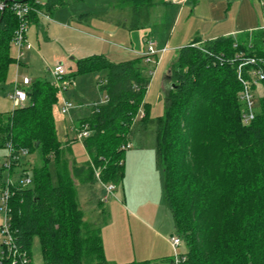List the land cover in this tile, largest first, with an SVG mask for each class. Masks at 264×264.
I'll return each mask as SVG.
<instances>
[{
    "label": "trees",
    "instance_id": "1",
    "mask_svg": "<svg viewBox=\"0 0 264 264\" xmlns=\"http://www.w3.org/2000/svg\"><path fill=\"white\" fill-rule=\"evenodd\" d=\"M12 1L48 14L68 3L7 0ZM157 1L119 0L130 13L127 30L145 27ZM35 16L30 14L29 24ZM18 24L10 9L0 13V87L15 62L10 49ZM263 35L258 30L246 38L197 37L176 48L165 75L164 113L155 119L148 117L143 103L150 80L143 56L122 62L103 54L77 59L71 78L106 71L97 80L102 102L79 123L90 130L82 140L88 159L81 165L71 157L68 141L56 133L52 110L58 88L50 79L31 80L25 88L27 102L0 113V147L8 148V165L30 153L39 161L32 168L30 185H10L9 230L17 252L2 246L0 264H18L19 252L32 261L35 237L43 264H109L101 228L85 220L75 180L92 185L97 181L94 168H99L102 183L115 188L121 184L126 150L121 147L129 142L141 106L144 115L139 122L155 126L163 198L175 234L185 246L180 264H264V78L254 85L248 74L258 68L264 72V65L244 63L248 57L264 56ZM243 79L251 82L252 91L263 89L248 123L242 120ZM25 171L22 176L29 177Z\"/></svg>",
    "mask_w": 264,
    "mask_h": 264
},
{
    "label": "rangeland",
    "instance_id": "2",
    "mask_svg": "<svg viewBox=\"0 0 264 264\" xmlns=\"http://www.w3.org/2000/svg\"><path fill=\"white\" fill-rule=\"evenodd\" d=\"M193 2V0L190 1V7L194 5ZM196 3V9L193 10L191 16L189 18L183 16L181 25L175 28L174 32L171 31L173 14L169 11L160 15L158 7L151 9L149 25L129 31L132 41L131 46L136 44L132 37L142 34L147 29L152 30L153 40L159 43H164L173 34L186 35L190 33V36H200L201 34L211 36L222 30L234 31L239 29L246 34V32L257 26L261 17V11L254 0H196ZM197 7H199V10H197ZM173 10L175 9L173 8ZM81 13L103 16L104 21L120 20L122 23H127V25L130 19L128 8H122L119 0H68L63 8L52 13L49 24L41 22L28 26L26 35L29 42L33 47H37L38 43L40 46L38 52L34 51L33 48L28 51V57L25 61L26 68L20 74V78L26 77L30 80L49 79V68L57 63H61L72 72L76 70L75 61L78 59L80 49H101L88 43L89 38L86 36L87 33H85L83 27L79 29L82 31L76 29L78 27V24H75L77 22L76 18ZM185 17L187 20H183ZM81 24L84 25V21ZM118 40L114 38L110 41L114 42L115 49L123 52H114L110 58H107L112 62H122L135 58L136 53H133L130 45H125L122 40L120 42ZM125 50H128L130 54L124 52ZM10 52L16 59L17 50L13 45H11ZM26 52H23V54ZM29 53H31V56H29ZM23 54L19 60L24 59ZM98 54H100V51ZM173 56H175V48L170 47L163 53L159 50V53L150 62L143 60L150 73L149 85L143 99L150 119H155L164 113L168 86L166 87L163 84V78ZM158 66L161 67L158 68ZM105 74V70H100L76 74L74 78H70L68 88L62 92L59 91L57 102L52 110L57 136L61 141L71 143L72 157L78 165L84 164L87 159L82 141L76 139L75 129L79 127L82 119L89 116L92 106L102 102L104 93L100 91L97 80L99 77L103 78ZM7 88L4 87L0 91V113L9 112L13 108L12 101L6 94ZM251 92L253 93L254 103H258L259 97L263 95V89L259 86ZM63 100H67L73 105L68 114L60 112L59 107L62 105ZM137 113L140 115L137 114L131 127L129 148H126L124 152V177L114 194H108L106 200H103L102 195L105 189L98 181L88 186L79 183L77 179L75 180L77 198L87 222L97 226L108 222L109 230H113L115 224L122 222L121 220L124 218V233H126V238L131 245L134 242L137 246L138 242L143 251H147L145 254L148 256H150L152 246L154 244L159 245L158 248L162 255L145 262V264H170V259L175 252L178 254L183 253L185 246L181 243L175 251L170 243V238L176 234L171 215L163 198L162 169L155 158V126L150 123L143 126L139 122L142 113H144V106H141ZM20 159V163L9 166L8 148L0 147V189L8 184H20L21 179L25 178V176H22L24 170H26L25 172L29 178H32V168L39 166L37 154L22 155ZM50 172L53 181H55L52 163L50 164ZM99 198L103 200L102 207H100L101 210L104 208L103 213L97 212L96 200ZM121 207H125L126 210L133 209L134 212L139 208L143 209L145 216L150 214L157 217L160 224H153V227L148 225L151 230L144 227L135 230L133 224L131 225L133 221L131 216L124 212L123 217ZM143 212L140 211L138 214ZM156 234L165 238L169 244L161 240ZM3 239L4 236L0 234V252ZM31 252L34 264H41L42 258L37 237L33 240ZM154 255H158V251Z\"/></svg>",
    "mask_w": 264,
    "mask_h": 264
},
{
    "label": "crops",
    "instance_id": "3",
    "mask_svg": "<svg viewBox=\"0 0 264 264\" xmlns=\"http://www.w3.org/2000/svg\"><path fill=\"white\" fill-rule=\"evenodd\" d=\"M190 1L191 0H158L157 4L155 6H153L151 9L158 7V9H160V11H159L160 15L162 13H167L170 11V13L173 14L171 31L174 32L175 28H177L179 25H181V18L183 16H186L187 18H189L191 16L193 10L196 9V6H197L196 0H193L194 1L193 2L194 5H192L193 7L192 6L190 7V4H191ZM254 2L256 4V6L259 7L256 0H254ZM173 8L175 10H173ZM171 9H172V11H171ZM197 10H199V7H197ZM52 13L51 14L47 13L50 18H51ZM149 13H150V11H149ZM84 14H89V16L84 17ZM174 14H175V16H174ZM156 16H157V13H156ZM150 17H151V15L149 14V18ZM186 17L183 20H187ZM76 20H77V22L75 24H78V27L76 29L78 31H82V30H79L81 27H83L85 29V31H86L85 33H87L86 36L89 38L88 43L94 44V47H96V48H101L100 50H93V48L92 49L82 48L78 51L80 53L78 56V59L84 58V57H87V56H90L93 54H98L99 51H100V54H104V56L109 57V58L111 57V55H113L114 52H117V53L123 52V51H120L119 49H115V46L113 45L114 42L110 41L114 38L119 39L118 42H120L122 40L125 45L129 44L131 47L130 49L133 50V53H136L135 58H137V57L143 56L145 54V52H147V50H148L147 42L149 40H152L154 42V49L157 50V52L159 53V50L165 49L163 51V52H165L170 47H173L176 49V48L184 45L186 42L191 41L192 37H194V38L198 37V39H200V41H205L208 39H215L217 37L227 36V35H231L234 37L246 38L248 35H251V33L258 31L257 27L260 23V20H258L257 26L254 27L252 30L246 32V34L241 32L242 30H240V29L234 30V31L233 30H226V31L222 30L216 34L214 32H212L214 34H212L211 36H207L205 34H201L200 36H198V35L190 36L191 35L190 33L189 34L187 33L186 35L185 34L184 35L183 34L182 35L173 34L164 43H159V42H156L155 40H153V37L151 36L152 30L147 29V30H144V32L142 34L135 35L134 37H132V39H134L133 41L136 44H135V46H131L132 41L130 38V32H129V30H127V23H122L120 20L104 21L103 16H98V15L91 14V13H81L77 16ZM50 21H51L50 19L46 20L44 18L35 16V18H31V22H30L29 26H31L33 24L36 25V24L41 23V22H45L46 24H49ZM80 21H81V23H83V21H84V25L81 24ZM148 21L149 22H147V24L145 26L149 25L150 19ZM206 33H207V31H206ZM81 35H84V34H81ZM170 44H172V45L170 46ZM39 46L40 45L38 43L37 47H33V50L38 52ZM25 51H27V52L23 54L24 55L23 60H17L14 58L15 62L10 65L9 70H8V74H7V79H6L5 83L0 87V91L4 87H8L7 89L9 90L11 85L14 83L15 80H18V81L21 80L20 74L23 73L24 68H26L25 61H26V58L28 57V51L29 50H25ZM25 51H23V52H25ZM124 52H128L130 54V52L128 50H125ZM29 56H31V53H29ZM160 67L161 66H158V68H160ZM167 70H168V66L166 68V72H167ZM146 72H148V70ZM166 72L164 75H166ZM49 79H50V75H49ZM163 79H164L163 84H165V86L167 87V81L165 79V76ZM68 143L70 144V148H71V143L70 142H68ZM85 154H86V152H85ZM86 159H88L87 154H86ZM124 164H125V160H124ZM85 185H88V184H85ZM104 195H105V191L103 190L102 199H103ZM102 199L99 198L96 200L97 212H99V213H103L105 211L104 208L102 210L100 208V207H102L101 203L103 204ZM121 208L123 210V213H122L123 217H124V212H125V214L131 216V218L133 220L131 222V225L133 224V227L135 228V230L140 228V227L141 228L144 227V228H147L148 230H151L149 228V226L153 227V224H156V225L160 224V220L157 219V217H153L150 214H148V216L147 215L145 216L143 209L139 208L140 211L143 213L138 214V213H140L139 209L135 210L136 212H134L133 209H127L126 210L125 207H121ZM83 213H84V211H83ZM84 216H85V214H84ZM123 219L121 220L122 222L115 224V227H113V230H109L108 222H104L103 224H101V226L99 225L101 228L103 250H104V255H105V259H106L107 263H109V264H135V263L141 262V261L148 262L149 260L160 257L162 255L160 252V249L158 248L159 245L157 246L156 244H154L152 246V248H151L152 250L149 253L150 256L145 254L147 251H143V249L141 248V246L138 242H137V246L134 242L131 245L129 240L126 238V235H125L126 233H124V229H123L124 228V221H123ZM106 225L108 226L107 229H106ZM152 231H153V229H152ZM157 236L161 240H163L164 242L168 243V241H166L165 238H163L159 235H157ZM157 251H158V255H154ZM32 262L34 264L33 256H32ZM41 264H43L42 261H41Z\"/></svg>",
    "mask_w": 264,
    "mask_h": 264
},
{
    "label": "built area",
    "instance_id": "4",
    "mask_svg": "<svg viewBox=\"0 0 264 264\" xmlns=\"http://www.w3.org/2000/svg\"><path fill=\"white\" fill-rule=\"evenodd\" d=\"M259 9L261 11V18L260 23L257 27V30H260L264 33V0H256ZM6 8L10 9L12 13L17 17L19 24L16 28L11 44L17 50V57L16 59L19 60L23 54L24 50H30L33 48L32 44L29 42L27 38V28L29 26V16L31 13H34L36 16L45 18L49 20L50 17L47 13L33 7L32 5L19 2V1H12L10 3L7 0H0V13L4 11ZM262 44L264 46V35L262 38ZM148 50L143 55L144 60L146 62H150L152 58L157 55V50L154 49V42L149 40L147 42ZM165 49H162L163 52ZM247 61L244 63H257L259 65H264V56H255V57H248L246 58ZM50 80L56 85L59 91L62 92L63 90L68 88L70 84V71L69 68L65 67L61 63L54 64L52 67L49 68ZM250 77H252V83L254 85L258 84V82L264 78V72L262 69H252L248 72ZM240 75V73H239ZM243 90L240 94V99L244 104L243 113H242V120L244 123H248L254 117V99L253 93L251 92L250 83L247 79H243ZM31 83V80L23 77L21 80H15L14 83L11 85L10 89L7 91L8 98L12 101L13 108L20 107L27 102L28 96L26 93L25 88ZM73 107L72 103L63 100L62 105H60L59 109L60 112L63 114H68L70 109ZM141 108V107H140ZM139 108V110H140ZM138 114V113H137ZM140 114H138L139 116ZM144 115L142 113L141 117ZM137 117V115H136ZM76 132V139L82 141L86 137L90 135V130L88 125L84 124L79 126L75 129ZM122 149L129 148V142L125 145H122ZM25 153V151L23 152ZM100 169L94 168V176L96 180L104 187L105 195L103 200H106L108 194H114L115 185L111 183L104 184L100 181L99 175ZM31 180L29 177H25L21 179L20 184L21 186L30 185ZM10 185L8 184L0 189V234L4 236L2 246L6 248L7 251L13 252L14 255L16 254L17 250H15V246L13 245V237L9 230V221H10V207H9V197H10ZM170 243L174 250L182 243L181 238L178 235L172 236L170 238ZM17 260L18 264H33L30 261L29 257L24 252L17 253ZM182 260V253L178 254L175 252L174 256L170 259V264H180Z\"/></svg>",
    "mask_w": 264,
    "mask_h": 264
}]
</instances>
